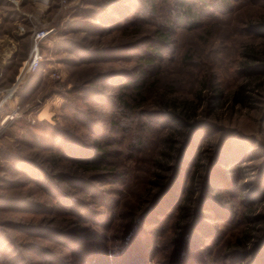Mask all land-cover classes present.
I'll return each instance as SVG.
<instances>
[{
    "label": "rangeland",
    "instance_id": "rangeland-1",
    "mask_svg": "<svg viewBox=\"0 0 264 264\" xmlns=\"http://www.w3.org/2000/svg\"><path fill=\"white\" fill-rule=\"evenodd\" d=\"M102 1L0 0V264H264V0L209 7L192 30L180 0L103 17ZM201 89L195 128L162 112Z\"/></svg>",
    "mask_w": 264,
    "mask_h": 264
},
{
    "label": "trees",
    "instance_id": "trees-1",
    "mask_svg": "<svg viewBox=\"0 0 264 264\" xmlns=\"http://www.w3.org/2000/svg\"><path fill=\"white\" fill-rule=\"evenodd\" d=\"M231 1H233V0H220L219 3H215V1L212 3H209L206 0H194V1H191L189 3V2H187V0H180L179 4H178V8H177L178 12L175 15L174 22L180 26L185 25L192 30V29L197 27L199 18L206 12V10L209 7H213V8L218 7L221 9L225 5H227V6L230 5ZM121 2H122V0H104V1H102V5H103L102 17L106 16L105 14L111 8L113 10L118 11L122 6ZM146 4L151 5L152 12L154 13L153 0H146ZM104 20H106V19L103 18V22H104ZM108 20H110V21H108L109 24L113 23V24L117 25V20H115L113 18H110V19L108 18ZM249 25H252V24H249ZM253 25L254 26L257 25L258 27H263L264 23L263 22L262 23H255ZM78 26L83 28V30H85L87 33L90 32L93 35H96V34L102 35V33L107 31V30H103L104 28L102 29L101 27H96V26H92L89 24H85V25L80 24ZM157 35H158L157 36L158 39L156 40V42H157V44H159L158 50H161L163 43L165 42V40L169 39L170 36L167 34H164L162 32H159V31H158ZM98 36H100V35H98ZM157 54H159V53H157ZM247 56H249L250 58H258V56L256 55V52H254L252 49H251V52H247ZM145 59L147 60V61L146 60L144 61L145 65H148V66L154 65L153 61H155V57L148 56V57H145ZM249 65H251V64L245 63V67L248 68ZM142 70H144V69H142ZM205 84L206 83L204 82L203 87L205 86ZM145 89H146V81L143 80L142 84L137 86L136 93H132L131 95H126V93H123L120 95V103H121L120 107L122 110H124L123 112L125 114H126V112H127V114L128 113H130V114L136 113L135 111H136L137 107L135 105H136V103H138V105H140V99H142L141 96H142ZM203 91H204L203 89L199 90L198 93L194 97H192V99L179 100V98H169V99H166L164 97L160 98V102L162 104L161 106H163L162 112L171 114L173 116V118L175 120H177L178 123L182 124L186 128L189 127L190 125H192V128H195L196 125L190 121V117H192V115H190L191 111H192L191 107H193V104L195 105L199 102L200 103L202 102ZM239 91L235 95L237 98L242 96ZM142 125H143L142 127H147V123H143ZM171 139L172 138H170V137L167 138V140L169 142L172 141ZM187 147H188V145L185 147V149H183L182 154L186 150ZM99 159H101V161H106L105 151L102 152ZM88 163L93 164L92 162L91 163L88 162ZM163 169H165V168L161 167V170H163ZM159 177H160V175H159ZM172 182L173 181H171L166 186L162 185L163 183H160L161 187L163 186L162 192L167 191L171 187ZM137 229H138V227H137ZM134 231H135V229H134ZM187 237H188L187 234H184L182 236V234L179 232L177 239H175V243L177 244V251H175V256L178 259V261L183 258V255L186 251V246L188 245V241H189V239H187ZM247 246H248V243H247L246 236H243V237L237 239V241L235 243V247H238L241 249L246 248ZM99 249H101V248H99ZM136 252H137V250H136ZM136 252H134V254H138V252L137 253ZM85 253L86 254H84V257H85L84 264H105L104 263L105 261H103L100 258L101 256H97V255H102L100 250L89 251V252L85 251ZM134 254H132V255H134ZM138 258H140V257H138ZM133 260H135V259L133 258L131 260V262H134Z\"/></svg>",
    "mask_w": 264,
    "mask_h": 264
},
{
    "label": "built area",
    "instance_id": "built-area-1",
    "mask_svg": "<svg viewBox=\"0 0 264 264\" xmlns=\"http://www.w3.org/2000/svg\"><path fill=\"white\" fill-rule=\"evenodd\" d=\"M22 30H24V29H22ZM44 35H45V33L38 34L37 35V38L42 39L44 37ZM36 57L34 58V60L32 61V63L29 65V69H33V68L35 69L38 66L39 63H38V59ZM25 68H26V66L24 67V69ZM14 91L15 90H13V89H11L10 91H8V98L12 95V93H14Z\"/></svg>",
    "mask_w": 264,
    "mask_h": 264
}]
</instances>
